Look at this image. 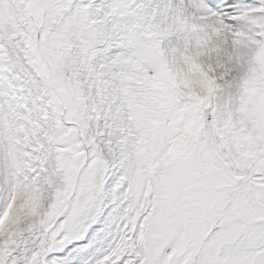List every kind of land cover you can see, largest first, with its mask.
<instances>
[{
    "label": "snow or ice",
    "instance_id": "6c2138e0",
    "mask_svg": "<svg viewBox=\"0 0 264 264\" xmlns=\"http://www.w3.org/2000/svg\"><path fill=\"white\" fill-rule=\"evenodd\" d=\"M0 264H264V0H0Z\"/></svg>",
    "mask_w": 264,
    "mask_h": 264
}]
</instances>
